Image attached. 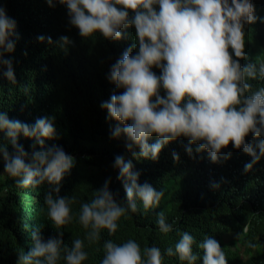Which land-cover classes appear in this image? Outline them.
I'll return each instance as SVG.
<instances>
[{"label": "trees", "instance_id": "obj_1", "mask_svg": "<svg viewBox=\"0 0 264 264\" xmlns=\"http://www.w3.org/2000/svg\"><path fill=\"white\" fill-rule=\"evenodd\" d=\"M250 2L258 19L245 25L246 58L235 57L229 48L242 67L264 63V0ZM153 7L159 11L158 4ZM0 8L15 21L11 37L14 51L5 53L4 58L12 62L16 77L15 83L9 81L3 75L6 68L0 66V112L29 126L39 118L55 117L56 138H45V149L57 145L75 158L74 167L61 181L59 193L63 197L75 196L69 205L72 219L57 227L44 202L50 186L45 183L36 188L19 187L16 178L5 172L0 155V264H18L20 253L27 254L34 246L32 233L37 227L45 240L62 239L68 248L74 239L83 240L88 256L82 264H101L108 240L116 244L134 240L144 259L143 249L156 246L162 252V264H186L178 256L166 254L169 247L175 251L183 232L194 237L193 251L199 257L196 264H203L204 253L199 244L206 236L220 243L228 264H264V155L246 171L245 165L253 157L243 148L238 150L230 143L221 150L219 162H213L206 150L196 152L199 145L181 136L165 145L158 159L152 160L133 157L126 147L127 137L112 136V129L120 122L110 118L101 104L110 101L113 94L125 91L110 82L108 76L125 51L132 48L133 55L138 53L134 26L121 29L119 40L106 39L100 32L84 38L78 28L65 20L61 9L50 8L48 0H0ZM133 15L129 10V16ZM41 36L43 41L38 39ZM64 36L71 43L62 47ZM151 70L162 75L158 67ZM248 82L253 85L252 91L264 87V79L259 77ZM159 95L166 98L162 86ZM152 99L154 102L156 98ZM157 139L153 134L149 144ZM260 140L264 136L257 138L252 133L245 138L257 155ZM18 143L29 155L33 146L41 150L34 138L22 133ZM0 146H6L10 155L15 154L4 131H0ZM186 147L193 149L191 156ZM134 150L140 151L138 146ZM173 153L179 156L178 160ZM228 154L230 157L225 159ZM117 156L132 162L133 171L139 173L138 183H148L164 195L159 205L148 210L137 200V211H129L117 221L114 235L101 229L100 238L89 243L86 233L90 229L79 221L81 205L94 198L108 180L115 199L127 201L125 181L119 179V169L114 166ZM160 212L172 226L169 233L159 230ZM58 264H67L63 253Z\"/></svg>", "mask_w": 264, "mask_h": 264}, {"label": "clouds", "instance_id": "obj_2", "mask_svg": "<svg viewBox=\"0 0 264 264\" xmlns=\"http://www.w3.org/2000/svg\"><path fill=\"white\" fill-rule=\"evenodd\" d=\"M48 3L52 9H61L65 20L78 28L84 38L100 32L106 39L119 40L121 29L135 27L138 53L133 55L132 48L125 51L108 76L110 82L125 91L113 94L110 101L101 104L110 118L120 122L112 129V136H126V147L133 157L156 160L165 145L181 136L199 145L196 152L206 150L213 162H219L221 150L230 143L238 150L243 148L253 157L245 165L246 171L264 155V140L257 145L260 155L245 141L249 133L257 138L264 136V87L252 91L253 85L248 82L258 77L264 79V63L242 67L229 52L231 48L235 57L246 58L245 25L258 19L250 0H48ZM157 4L159 11L153 7ZM129 10L134 13L131 17ZM14 29L15 21L0 8V66L6 68L3 75L12 83L16 82L13 65L4 55L14 51L11 39ZM38 39L43 41L44 37ZM61 41L62 47L71 43L67 36L61 37ZM153 66L160 68L162 75L157 76L151 70ZM161 86L166 90V98L159 95ZM54 120L55 117H43L29 126L0 112V131L5 132L15 148V154L10 155L6 146H0V155L5 172L16 178L19 187L36 188L45 183L50 186L44 202L52 221L60 227L72 219L69 205L75 196L63 197L59 193L61 181L74 167L75 158L57 145L45 149V138H56ZM21 133L34 138L41 150L33 146L29 155L18 143ZM153 134L158 139L149 144ZM134 146L139 147L138 153ZM186 151L190 156L193 154L191 147H186ZM173 157L179 159L176 153ZM229 157L230 154L224 155L225 159ZM114 166L119 169V179L125 181L127 201L115 199L108 180L94 198L81 205L79 221L90 229L86 233L89 243L100 238L101 229L114 235L117 221L127 212L137 211V200L148 210L159 205L164 195L148 183H138L139 173L133 171L130 160L117 156ZM157 223L162 233L172 231L163 212L158 214ZM32 239L34 246L27 254L20 253L18 264H58L62 253L67 264H82L87 259L81 239H74L68 248L62 239L45 240L40 227L33 231ZM194 242L191 234L183 232L175 251L169 247L166 254L176 255L186 264H196L199 257L193 251ZM104 248L101 264H162V252L156 246L143 249L146 259L134 240L123 244L108 240ZM199 248L204 253L203 264H228L220 243L212 236H206Z\"/></svg>", "mask_w": 264, "mask_h": 264}, {"label": "bare ground", "instance_id": "obj_3", "mask_svg": "<svg viewBox=\"0 0 264 264\" xmlns=\"http://www.w3.org/2000/svg\"><path fill=\"white\" fill-rule=\"evenodd\" d=\"M263 45V44H262ZM245 50V49H244Z\"/></svg>", "mask_w": 264, "mask_h": 264}]
</instances>
